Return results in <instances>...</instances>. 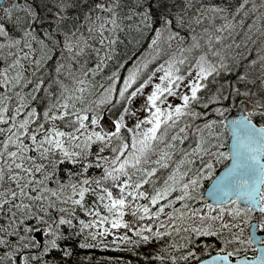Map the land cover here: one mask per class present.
Here are the masks:
<instances>
[{"label":"snow or ice","instance_id":"1","mask_svg":"<svg viewBox=\"0 0 264 264\" xmlns=\"http://www.w3.org/2000/svg\"><path fill=\"white\" fill-rule=\"evenodd\" d=\"M78 249L264 264V0H0V264Z\"/></svg>","mask_w":264,"mask_h":264},{"label":"trees","instance_id":"2","mask_svg":"<svg viewBox=\"0 0 264 264\" xmlns=\"http://www.w3.org/2000/svg\"><path fill=\"white\" fill-rule=\"evenodd\" d=\"M89 252H94V255H93L92 261L88 262V264H115L114 260L113 261H109L108 259L97 260L96 257H99V256H104V257L113 256V257H115V256L120 255V253L114 249H106V250L78 249L77 257L80 255H87ZM128 258H130L129 255H125V259H128ZM69 264H83V262L77 260L76 257H74L72 261H69Z\"/></svg>","mask_w":264,"mask_h":264},{"label":"water","instance_id":"3","mask_svg":"<svg viewBox=\"0 0 264 264\" xmlns=\"http://www.w3.org/2000/svg\"><path fill=\"white\" fill-rule=\"evenodd\" d=\"M238 114V113H237Z\"/></svg>","mask_w":264,"mask_h":264}]
</instances>
